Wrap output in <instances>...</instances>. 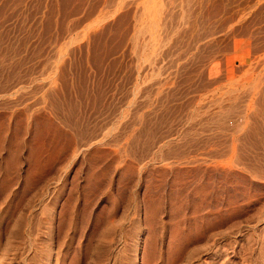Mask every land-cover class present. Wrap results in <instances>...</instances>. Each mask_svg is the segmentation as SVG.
I'll return each mask as SVG.
<instances>
[{
  "label": "rangeland",
  "instance_id": "obj_1",
  "mask_svg": "<svg viewBox=\"0 0 264 264\" xmlns=\"http://www.w3.org/2000/svg\"><path fill=\"white\" fill-rule=\"evenodd\" d=\"M176 229L183 264H264V0H0V264Z\"/></svg>",
  "mask_w": 264,
  "mask_h": 264
},
{
  "label": "bare ground",
  "instance_id": "obj_2",
  "mask_svg": "<svg viewBox=\"0 0 264 264\" xmlns=\"http://www.w3.org/2000/svg\"><path fill=\"white\" fill-rule=\"evenodd\" d=\"M162 12V11H161ZM142 27V26H141ZM142 30V29H141ZM173 37V36H172ZM153 44V43H152ZM167 45V44H166ZM164 117V116H163ZM76 128V127H75ZM78 130V129H77ZM255 137V136H254ZM6 201V200H5ZM5 202H3L4 205ZM20 216V215H19ZM2 220V219H1ZM18 220V219H17ZM15 222V221H14ZM23 226V225H22ZM28 226V225H27ZM20 227V226H19ZM16 228V227H15ZM6 229V228H5ZM14 229V228H13ZM15 230V229H14ZM21 230V229H20ZM12 232V230H11ZM187 232V231H186ZM16 233V232H15ZM173 233V231H172ZM9 234V233H8ZM191 234V233H190ZM192 236V235H191ZM218 236V235H217ZM222 236V235H221ZM8 237V236H7ZM215 238V236H212ZM223 237V236H222ZM11 239V238H10ZM190 237L189 235H185V234H180L178 232V230L176 229V232H174L171 236H170V240L167 244V247L165 249V252L160 250V253L157 252V250L155 249H148L147 251H144L142 257H141V264H154L156 260H154L155 258L159 260L160 264H178L179 262L182 261V264L185 263L183 261L188 260L189 262L191 261V251L188 252L186 254V252L188 251V241H189ZM49 240V239H48ZM214 240V239H213ZM212 240V241H213ZM214 245V241L212 242ZM211 243V244H212ZM261 243V242H260ZM35 244V243H34ZM11 245V244H10ZM205 245V244H204ZM211 246V245H210ZM207 249H209V247ZM215 246V245H214ZM260 246V245H259ZM13 247V246H12ZM206 248V247H205ZM231 249V248H230ZM48 250V249H46ZM154 250V252H153ZM190 250V249H189ZM206 252V250H205ZM260 252V251H259ZM44 253V252H43ZM164 253V254H163ZM37 254V253H36ZM58 254V253H57ZM261 254V253H260ZM41 255V254H40ZM64 255V254H63ZM213 255V254H212ZM222 257H221V256ZM35 256V255H34ZM8 257V256H7ZM195 257V256H194ZM219 257H221L219 259ZM248 257V256H247ZM57 258V257H56ZM244 258V257H243ZM4 259V257H3ZM11 259V258H10ZM202 259V258H201ZM2 260V259H1ZM6 260V258H5ZM61 260V259H60ZM196 260V259H194ZM9 261V260H8ZM193 261V259H192ZM1 262V261H0ZM3 262V261H2ZM10 262V261H9ZM9 262H5L3 264H9ZM187 264H190V263ZM202 264H230L228 258H227V253H225L224 251H222V253L220 252V254H218L217 250L214 251V257L209 255V258L205 259L203 258Z\"/></svg>",
  "mask_w": 264,
  "mask_h": 264
}]
</instances>
